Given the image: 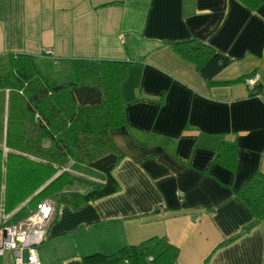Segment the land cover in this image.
I'll return each instance as SVG.
<instances>
[{
    "label": "crops",
    "instance_id": "crops-1",
    "mask_svg": "<svg viewBox=\"0 0 264 264\" xmlns=\"http://www.w3.org/2000/svg\"><path fill=\"white\" fill-rule=\"evenodd\" d=\"M186 41L214 50L200 70L171 46ZM47 49L58 82L56 68L71 78L76 58L128 66L125 123L110 130L123 154L112 172L120 189L56 203L41 264H85L151 237L176 246L173 264H264V219L254 223L234 194L264 174V90L251 95L243 81L258 73L264 89V2L0 0V74L10 54ZM7 96L0 90L2 136ZM221 141L235 146L234 170L214 161ZM0 264H14L12 254Z\"/></svg>",
    "mask_w": 264,
    "mask_h": 264
},
{
    "label": "trees",
    "instance_id": "trees-1",
    "mask_svg": "<svg viewBox=\"0 0 264 264\" xmlns=\"http://www.w3.org/2000/svg\"><path fill=\"white\" fill-rule=\"evenodd\" d=\"M240 1L250 9L264 2ZM171 46L198 70L214 53L201 42ZM53 59L45 52L13 53L9 69L0 74V90H8L3 136L0 132V222L7 214V223L25 218L47 198L78 207L120 189L112 172L123 154L110 130L125 123L120 86L128 62L72 59L74 78L58 82ZM248 90L257 95L264 89L258 83ZM214 161L234 170L235 146L221 141ZM234 194L252 212L254 223L264 219V174L255 171ZM176 255V246L166 238L151 237L111 254L90 256L85 264H173Z\"/></svg>",
    "mask_w": 264,
    "mask_h": 264
},
{
    "label": "built area",
    "instance_id": "built-area-1",
    "mask_svg": "<svg viewBox=\"0 0 264 264\" xmlns=\"http://www.w3.org/2000/svg\"><path fill=\"white\" fill-rule=\"evenodd\" d=\"M44 52L51 54L49 49ZM243 81L248 89L253 90L259 82V74L253 73ZM55 206L56 202L47 198L37 203L34 210L21 220L7 223L4 216L0 222V255L10 252L14 264H41L38 246L47 236Z\"/></svg>",
    "mask_w": 264,
    "mask_h": 264
},
{
    "label": "rangeland",
    "instance_id": "rangeland-1",
    "mask_svg": "<svg viewBox=\"0 0 264 264\" xmlns=\"http://www.w3.org/2000/svg\"><path fill=\"white\" fill-rule=\"evenodd\" d=\"M54 69H55V67H54ZM53 69V70H54ZM57 71H58V76H59V78H57L59 81H68V80H70V79H73V76H74V74L71 76V78H70V76H69V78L66 76V74L64 73L65 72V70H64V68L63 67H61V68H56V71H55V73H57ZM54 73V74H55ZM73 73V72H72ZM61 79V80H60ZM62 79H66V80H62ZM4 151H7V149L6 148H4ZM6 216V215H5Z\"/></svg>",
    "mask_w": 264,
    "mask_h": 264
}]
</instances>
